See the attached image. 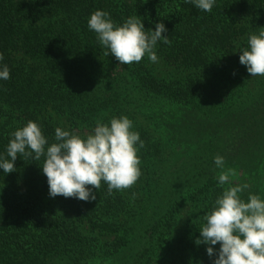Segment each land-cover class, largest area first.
<instances>
[{
	"label": "trees",
	"instance_id": "trees-1",
	"mask_svg": "<svg viewBox=\"0 0 264 264\" xmlns=\"http://www.w3.org/2000/svg\"><path fill=\"white\" fill-rule=\"evenodd\" d=\"M98 9L161 22L171 43L158 42L157 63L120 65L87 27ZM261 31L264 0H216L210 13L184 0H0V153L29 120L51 143L58 126L83 137L125 115L145 143L140 179L111 196L102 182L92 202L50 198L43 157L0 170V264H212L195 240L222 191L213 157L249 184L244 199L264 198V77L238 59Z\"/></svg>",
	"mask_w": 264,
	"mask_h": 264
},
{
	"label": "clouds",
	"instance_id": "clouds-1",
	"mask_svg": "<svg viewBox=\"0 0 264 264\" xmlns=\"http://www.w3.org/2000/svg\"><path fill=\"white\" fill-rule=\"evenodd\" d=\"M184 3L210 13L216 0ZM87 27L106 49L105 55L115 57L120 65L139 63L145 56L157 63L158 42L171 43L168 35H162L168 31L163 23L157 22L155 30H145L138 16L117 24L109 12L98 9L90 14ZM238 51L239 63L250 77H264V31L249 34L247 46ZM3 60L4 54L0 53V81H7L10 68ZM133 128L134 123L127 116H113L107 123L96 121L83 137L58 126L54 129V142L50 143L42 126L29 120L10 133L5 150L0 153V170L4 174L16 171L14 162L20 156L34 161L43 157L40 167L50 198L62 196L92 202L102 182L107 184V195L111 196L114 190L129 189L140 179L138 153L145 143ZM213 163L220 170L214 178L222 191L204 215L205 223L195 243L206 246L212 264H264V198L249 192L244 199L249 184L234 181L237 173L226 168L224 156L217 154ZM217 244L218 248L213 247Z\"/></svg>",
	"mask_w": 264,
	"mask_h": 264
},
{
	"label": "rangeland",
	"instance_id": "rangeland-1",
	"mask_svg": "<svg viewBox=\"0 0 264 264\" xmlns=\"http://www.w3.org/2000/svg\"><path fill=\"white\" fill-rule=\"evenodd\" d=\"M167 69L168 68H166V67H164V65H159V67H158V70H160L161 72H165V71H167ZM250 88V87H249Z\"/></svg>",
	"mask_w": 264,
	"mask_h": 264
}]
</instances>
